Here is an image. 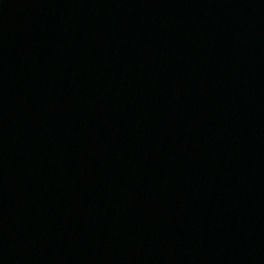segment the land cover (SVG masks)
<instances>
[{
    "label": "water",
    "instance_id": "1",
    "mask_svg": "<svg viewBox=\"0 0 264 264\" xmlns=\"http://www.w3.org/2000/svg\"><path fill=\"white\" fill-rule=\"evenodd\" d=\"M0 264H264V0H0Z\"/></svg>",
    "mask_w": 264,
    "mask_h": 264
}]
</instances>
